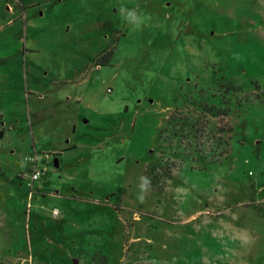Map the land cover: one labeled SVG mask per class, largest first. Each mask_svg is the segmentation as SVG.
Returning a JSON list of instances; mask_svg holds the SVG:
<instances>
[{
	"label": "rangeland",
	"instance_id": "374dc122",
	"mask_svg": "<svg viewBox=\"0 0 264 264\" xmlns=\"http://www.w3.org/2000/svg\"><path fill=\"white\" fill-rule=\"evenodd\" d=\"M0 116V264H264V0H0Z\"/></svg>",
	"mask_w": 264,
	"mask_h": 264
},
{
	"label": "built area",
	"instance_id": "2783aa9c",
	"mask_svg": "<svg viewBox=\"0 0 264 264\" xmlns=\"http://www.w3.org/2000/svg\"><path fill=\"white\" fill-rule=\"evenodd\" d=\"M29 161H31V163H35L36 164L37 157L35 156L34 158H31V159H29ZM44 174H45V170H42V169H40L39 167H37L35 165L34 169L32 170V173L30 175H28V178L32 181V184H33L34 181L39 179Z\"/></svg>",
	"mask_w": 264,
	"mask_h": 264
},
{
	"label": "crops",
	"instance_id": "0c3cea01",
	"mask_svg": "<svg viewBox=\"0 0 264 264\" xmlns=\"http://www.w3.org/2000/svg\"><path fill=\"white\" fill-rule=\"evenodd\" d=\"M51 155H54V156H56L57 154L54 152V153H48V154H46L44 157L45 158H49ZM38 161H39V158L37 157V162H36V164L35 163H30L31 164V170H33L34 169V167H35V165L37 166V167H39L38 166ZM58 161H57V159H55V163H57ZM58 164H59V162H58ZM59 166V165H58Z\"/></svg>",
	"mask_w": 264,
	"mask_h": 264
},
{
	"label": "trees",
	"instance_id": "16d2710c",
	"mask_svg": "<svg viewBox=\"0 0 264 264\" xmlns=\"http://www.w3.org/2000/svg\"><path fill=\"white\" fill-rule=\"evenodd\" d=\"M1 120L2 119H1V116H0V123H1ZM3 136H4V129L0 127V140H2Z\"/></svg>",
	"mask_w": 264,
	"mask_h": 264
},
{
	"label": "clouds",
	"instance_id": "9594fccd",
	"mask_svg": "<svg viewBox=\"0 0 264 264\" xmlns=\"http://www.w3.org/2000/svg\"><path fill=\"white\" fill-rule=\"evenodd\" d=\"M128 16H129L131 19H133V20L136 19V16H135V14H134L133 12H129V13H128Z\"/></svg>",
	"mask_w": 264,
	"mask_h": 264
},
{
	"label": "water",
	"instance_id": "95a60500",
	"mask_svg": "<svg viewBox=\"0 0 264 264\" xmlns=\"http://www.w3.org/2000/svg\"><path fill=\"white\" fill-rule=\"evenodd\" d=\"M55 165H56V166H58V165H59V164H58V162H57V163H55Z\"/></svg>",
	"mask_w": 264,
	"mask_h": 264
}]
</instances>
